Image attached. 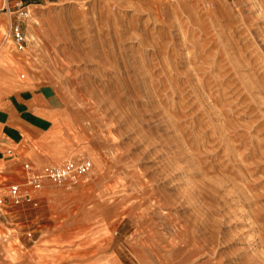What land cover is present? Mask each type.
<instances>
[{
	"label": "rangeland",
	"instance_id": "obj_1",
	"mask_svg": "<svg viewBox=\"0 0 264 264\" xmlns=\"http://www.w3.org/2000/svg\"><path fill=\"white\" fill-rule=\"evenodd\" d=\"M19 1L0 0V185L91 168L6 200L0 264H264V0Z\"/></svg>",
	"mask_w": 264,
	"mask_h": 264
},
{
	"label": "built area",
	"instance_id": "obj_2",
	"mask_svg": "<svg viewBox=\"0 0 264 264\" xmlns=\"http://www.w3.org/2000/svg\"><path fill=\"white\" fill-rule=\"evenodd\" d=\"M16 6H18L19 17H28L27 6L21 0L16 3ZM9 30L16 42L20 43L23 40L18 25H10ZM90 168V162L86 159L66 160L61 164L48 165L43 169H37L26 161L20 170L22 181L0 185V208L6 204V200L10 204L27 202L36 205L37 192L43 188L45 181L75 184L90 173Z\"/></svg>",
	"mask_w": 264,
	"mask_h": 264
}]
</instances>
